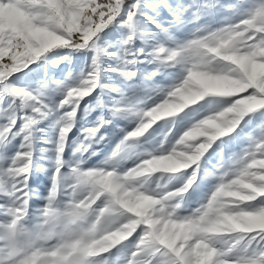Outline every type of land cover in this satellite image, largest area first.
Segmentation results:
<instances>
[{
    "label": "snow or ice",
    "instance_id": "1",
    "mask_svg": "<svg viewBox=\"0 0 264 264\" xmlns=\"http://www.w3.org/2000/svg\"><path fill=\"white\" fill-rule=\"evenodd\" d=\"M80 181L97 264H264V0H0V219Z\"/></svg>",
    "mask_w": 264,
    "mask_h": 264
},
{
    "label": "clouds",
    "instance_id": "2",
    "mask_svg": "<svg viewBox=\"0 0 264 264\" xmlns=\"http://www.w3.org/2000/svg\"><path fill=\"white\" fill-rule=\"evenodd\" d=\"M87 188L80 181L77 199L55 196L39 214L0 219V264H97L110 218L83 203Z\"/></svg>",
    "mask_w": 264,
    "mask_h": 264
},
{
    "label": "rangeland",
    "instance_id": "3",
    "mask_svg": "<svg viewBox=\"0 0 264 264\" xmlns=\"http://www.w3.org/2000/svg\"><path fill=\"white\" fill-rule=\"evenodd\" d=\"M224 2H230V0H224ZM74 59L77 60V62L79 63V58H78V57H77V58H74ZM63 71H64V69H57V70H54V74H55L57 77H59ZM159 79H161V78H158V80H159ZM94 116H95V114H93V116L90 117V119H93ZM117 139H118V138H117ZM15 143L18 145L19 140H17ZM114 143H115V141H114L112 144L104 145V146L102 147V152L105 153V154L108 153V152L111 150V148L114 147ZM102 158H103L102 156L96 157L92 162H93V163H96L97 160L102 159ZM42 163H43V162H42ZM40 175H41V177H42L43 179H46V178H47V177H46V173H45L43 170H41ZM41 191H43V189H41ZM32 203H33V207H34V208H35V207H38V206H41L38 200H34ZM0 218H2V217H0Z\"/></svg>",
    "mask_w": 264,
    "mask_h": 264
}]
</instances>
